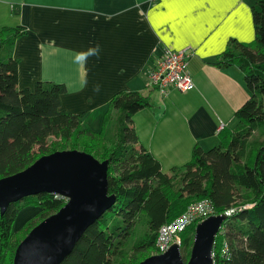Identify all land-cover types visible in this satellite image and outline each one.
<instances>
[{"label": "trees", "instance_id": "obj_1", "mask_svg": "<svg viewBox=\"0 0 264 264\" xmlns=\"http://www.w3.org/2000/svg\"><path fill=\"white\" fill-rule=\"evenodd\" d=\"M12 12L18 13V7ZM251 16L254 40L231 39L214 62L220 68L236 65L242 72L249 96L234 112L236 126L215 146L196 144L191 159L168 172L141 145L133 126V115L150 104L147 97L137 91L117 92L108 102L102 129L92 131L81 114L60 108L63 84L37 81L32 89L18 88L12 49L25 30H0V178L54 152L52 139H72L71 149L109 161L108 193L115 201L84 230L61 264H131L123 259V245L142 217L145 229L131 246L133 254L155 250L159 227L204 198L214 214H227L213 245V264H264V139H251L259 130L264 133V0H253ZM64 203L50 193L10 203L0 214L1 264H11L19 243L13 240L12 226L22 208L36 206L42 212L23 227L30 229L37 217L44 219ZM194 226L180 233L181 246L191 244Z\"/></svg>", "mask_w": 264, "mask_h": 264}, {"label": "crops", "instance_id": "obj_2", "mask_svg": "<svg viewBox=\"0 0 264 264\" xmlns=\"http://www.w3.org/2000/svg\"><path fill=\"white\" fill-rule=\"evenodd\" d=\"M252 3L0 0V30H25L12 49L18 88L32 89L37 81L63 84L60 108L81 114L92 131L102 129L108 102L117 92L147 97L150 104L133 115V126L141 145L168 172L188 162L196 144L215 146L236 126L234 112L249 96L242 72L214 62L231 39L254 40ZM165 47L191 53L187 69L193 86L188 91L161 95L149 87L146 71ZM38 208H22L14 223Z\"/></svg>", "mask_w": 264, "mask_h": 264}, {"label": "water", "instance_id": "obj_3", "mask_svg": "<svg viewBox=\"0 0 264 264\" xmlns=\"http://www.w3.org/2000/svg\"><path fill=\"white\" fill-rule=\"evenodd\" d=\"M108 165L107 159L100 161L84 151L58 150L0 178V214L10 203L38 193L65 200L17 244L12 264H61L84 230L115 201V195L108 193ZM226 217V213L212 214L195 225L186 262L173 243L138 264H213V245Z\"/></svg>", "mask_w": 264, "mask_h": 264}, {"label": "built area", "instance_id": "obj_4", "mask_svg": "<svg viewBox=\"0 0 264 264\" xmlns=\"http://www.w3.org/2000/svg\"><path fill=\"white\" fill-rule=\"evenodd\" d=\"M190 55L187 49L165 47L148 66L146 74L149 87L161 95H167L172 89L180 92L191 89L193 80L187 69ZM212 214L213 208L207 198L190 203L176 218L159 227L154 253L165 252L173 243L180 247V233L190 224L198 223Z\"/></svg>", "mask_w": 264, "mask_h": 264}, {"label": "rangeland", "instance_id": "obj_5", "mask_svg": "<svg viewBox=\"0 0 264 264\" xmlns=\"http://www.w3.org/2000/svg\"><path fill=\"white\" fill-rule=\"evenodd\" d=\"M86 127V126H85ZM252 140H256V141H263V139H264V133H262L261 132V130H259L258 132H255L254 134H253V136H252V138H251ZM250 139V140H251ZM73 140L71 139L70 141H68V142H64L63 140H61V139H56V140H54V139H52L51 141H50V148L52 149V150H55V151H58V150H61V149H63V150H71V147L73 146ZM52 153V152H51ZM98 160H100V161H103V159H98ZM190 202V201H189ZM194 202H196V201H194ZM192 203V202H191ZM63 206V205H62ZM38 210L39 211H37L35 214L34 213H32V215H30L29 217H27V218H25L23 221H20L19 223H13V226H12V231H14L16 234H14V237H13V240L14 241H16V240H19V242L23 239V237L32 229V227L30 228V229H28L29 227H30V225L29 226H27L26 228H23L24 227V225L27 223V221L29 220V219H31L32 217H34L35 215H37L38 213H40V208H38ZM57 211V210H56ZM55 212V211H54ZM54 212H52V213H54ZM42 213V212H41ZM40 213V214H41ZM52 213H50V214H52ZM45 214H48L47 212H44L43 213V216L45 215ZM47 217V216H46ZM176 218V217H175ZM40 220V217H37L36 218V220L33 222V223H35V222H40L39 221ZM32 223V222H31ZM37 223V224H38ZM144 223H145V218L144 217H142L141 218V222H140V224H138L136 227H135V229H134V231L132 232V234L128 237V240L125 242V244L123 245V253H124V261H127L128 259H130V260H132V262H131V264H134V263H139L140 262V260L142 261L143 259H145L146 257H148V256H150V255H153V254H155L154 253V249L152 250V251H150V252H148V251H146V252H142V253H139V254H133L132 253V251H131V246L133 245V243L136 241V237L138 236V235H140L143 231H144V229H145V225H144ZM193 224V223H192ZM195 225L197 224V223H194ZM192 227H189V230H188V232L187 233H189L190 235H191V233H190V229H191ZM194 229H195V226H194ZM193 236H194V233H193ZM192 242H193V238H192V241H191V244L190 245H188L187 247H185L184 245H180V252H181V255H182V257H183V259H184V262H186L187 260H188V258H189V255H190V250H191V246H192ZM14 254V253H13ZM13 257V256H12ZM139 260V261H138ZM11 264H12V259H11Z\"/></svg>", "mask_w": 264, "mask_h": 264}]
</instances>
